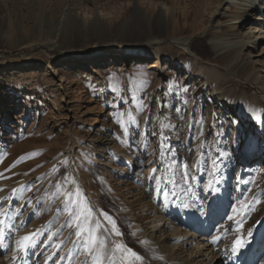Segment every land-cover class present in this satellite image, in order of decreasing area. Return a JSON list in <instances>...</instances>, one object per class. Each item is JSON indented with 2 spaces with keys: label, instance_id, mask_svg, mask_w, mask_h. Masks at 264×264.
<instances>
[{
  "label": "rangeland",
  "instance_id": "1",
  "mask_svg": "<svg viewBox=\"0 0 264 264\" xmlns=\"http://www.w3.org/2000/svg\"><path fill=\"white\" fill-rule=\"evenodd\" d=\"M139 1L149 12L159 6L173 12L170 39L194 34L191 45L183 49L165 39L160 49L147 47L130 37L129 26L119 36L130 0H0V213L20 210L14 227L7 219L0 226V264H92L85 253L88 235L76 236L85 224L109 252L120 244L141 257L130 258L131 264H147L149 250L135 233L152 226L144 211L172 209L192 223L183 205L193 202L202 210L212 202L210 217L235 223L232 238L239 236L250 250L256 242L264 224L262 1L241 12L232 2L219 9L218 0ZM67 11L76 18L70 25ZM242 14L247 21L230 31L233 43L223 52L248 42L242 54L258 84L246 73L215 68L226 59L208 64L214 56L202 49L205 34L225 16ZM93 17L104 21L100 37L82 24ZM158 28L155 35L164 30ZM226 30L220 34L227 39ZM104 56L145 61L93 67ZM69 62L76 67L66 69ZM19 68L35 74L4 81L6 72ZM216 89L231 90L223 104L214 103ZM238 155L248 158L240 167ZM222 197L228 201L218 202ZM216 219L214 226L207 223L208 239L216 240ZM113 223L122 235H115ZM34 232L32 246L13 256L12 237ZM115 255L121 264L122 253ZM258 260L264 264V249Z\"/></svg>",
  "mask_w": 264,
  "mask_h": 264
},
{
  "label": "bare ground",
  "instance_id": "2",
  "mask_svg": "<svg viewBox=\"0 0 264 264\" xmlns=\"http://www.w3.org/2000/svg\"><path fill=\"white\" fill-rule=\"evenodd\" d=\"M130 1H131L129 2L131 5L130 6L131 8L129 10L130 13H128L127 16L123 18L121 24L119 25V36L123 35V33L127 29L126 27L129 26L130 32L132 34L130 37L132 39H137L134 41H136L137 43L144 44L147 47L156 46L158 47V49H160L161 42H163L165 39L166 40L170 39V35L167 31V27L168 24L174 22L175 20L174 15L172 14L173 12L170 13L169 11H167V9L162 8L160 6L157 8V10L153 12H149L142 9L139 0H130ZM252 1L254 0H218L217 3L219 9H224L225 6H227L228 4L230 5L232 2L235 9H238V11L241 12V9H246V11L252 9L253 8L251 3ZM261 1L263 5L261 11L262 14L264 15V0ZM96 2L97 0H93L94 4ZM237 2L240 4H238ZM195 14L197 13L195 12ZM64 16H66L67 21L70 22L69 25L72 23L74 19H76L72 15L71 11H67L64 14ZM183 18L184 19L182 20H187L188 19L187 14L184 15ZM247 18L248 17L246 14L245 15L242 14V17H239L237 19H235V17H230L229 15L225 16L224 17L225 21L220 22V24H218L216 28L217 30L214 33L207 32V34H205L207 35L206 36L207 38L204 39L207 40L210 39V41L208 44L206 43L207 40L204 41L202 46V49L204 51L203 50L202 51L203 53H205V55H207V52L210 51L211 54H213L214 56L211 59L210 63L208 64H215L223 59H226L225 60L226 64L223 67H219L218 65L217 66L215 65L216 69H221V70L226 69L227 71H231L233 73H242V74L246 73L248 74V76H250V79H252L253 82H256L258 84L260 79L258 77L259 75H257L256 72L251 71V69H249L246 57L244 58V55L242 54L244 51L243 49L245 47H247L246 50L250 48L248 47L249 45H247L248 42L244 44L240 43V46L235 47L236 49L234 50H230V51L228 50V52H223L224 51L223 49L225 48L224 47L225 44L231 43L232 45L233 43L232 41H230L233 40L232 37L233 35L230 34V31H232L235 28V26L236 25L238 26L240 23H243L244 25V23L247 21L246 20ZM234 20L236 21V23L232 25L231 22ZM82 24L84 25V28L87 31H92L94 29L96 31H99V35H98L99 37L100 35H102L100 30L104 29L102 27L104 25L103 20L95 21L94 17L91 20L90 18H84L82 19ZM158 27H163L164 30L163 32L160 31L155 35L154 30L155 29L158 30L159 29ZM224 29H227L226 32H229L230 34L227 37V39L225 37L223 38V36H221L220 34L221 31H223ZM133 34H135V37L137 38H134ZM142 34L144 35L142 36ZM193 35L181 39L171 38L170 40L182 46L183 49H186L191 45V42L194 38ZM134 41L132 40L131 42ZM94 60L95 62L93 64V67L94 66L104 67L110 65L112 66L126 65L129 63L138 64L145 61L143 58L134 57V56H106V57L104 56V57H97ZM197 60L201 62L200 58H197ZM69 63L70 65L66 66L65 67L66 69L76 67V65H73L74 62H69ZM32 74H35V71L33 69L19 68L12 72H6L3 79L4 81L13 80ZM228 91L229 89L227 91L216 89L215 94L217 95L214 98L215 99L214 103L223 104L222 102L223 95H226ZM230 92L231 90L229 91V93ZM254 99L258 100L255 96ZM259 103L264 114V104H262V102L260 101ZM104 144H106V142H103L102 145ZM261 154L263 155L260 156L261 160L259 161V163H261L262 165L264 163V159H263L264 153ZM247 160L248 158L246 156L238 155L235 164H237V166L242 164L244 165V162ZM260 196H261V192H259L256 195L255 200L259 201L256 198ZM222 199L225 202L228 201L225 200L224 197H222L218 199V202L223 204L224 201H221ZM179 200H182L181 194L179 195ZM222 204L219 205L218 208L221 211V216L223 215L226 216L228 210H226V208ZM212 206H213L212 202L210 204L207 202V205L204 206V210H202L201 204L199 202H193L192 204L193 208L192 207L185 208L186 213L190 215V218L192 219V223L188 222V220H184V221L180 220V218L175 214V211H173L172 209L170 210L165 208V210L162 209L157 210V208L155 207H148V209L144 211L146 215L145 218L149 221L147 222L148 227L149 225L152 226L149 228H146L145 226H139L136 228V232H135L136 236L142 240L145 249L149 250L145 253L146 255L144 254V256H147L146 257L147 264H257L259 262L258 257H260V252H262L264 249L263 221L262 222L260 221L259 223V226L262 225V228L256 238L257 240L254 243L252 249L250 250L251 244L248 245L244 243L242 244V247H240L239 249H237L235 253H233L232 248L235 245L236 240L239 239V236L237 235L236 238L231 237L233 225L235 223L220 224L219 215L218 216L211 215L210 217V212L206 210L210 209ZM222 209H224V212ZM258 209H260V206L258 207ZM217 217L219 219V222L217 223L219 229L216 230L217 236H216V240L214 239L215 240L214 241L213 237L208 239L207 234L210 232V230L207 223L209 222L210 226L211 225L214 226V222L217 220L216 219ZM211 218L212 220H209ZM214 229L216 228L214 227ZM224 234L226 235V238L222 236ZM12 235L13 234H11V236ZM233 235L235 236V234ZM21 236L23 235L17 234L14 236V239L12 237V240H14L13 256H15L17 252L15 241ZM226 246L229 247V250L226 249ZM257 253L259 255L255 256ZM1 257H2V252L0 251V263H1Z\"/></svg>",
  "mask_w": 264,
  "mask_h": 264
},
{
  "label": "snow or ice",
  "instance_id": "3",
  "mask_svg": "<svg viewBox=\"0 0 264 264\" xmlns=\"http://www.w3.org/2000/svg\"><path fill=\"white\" fill-rule=\"evenodd\" d=\"M187 91V89H185ZM213 166H215L216 161H212ZM152 179H155L153 176ZM59 187V186H58ZM210 191H215L214 188H212L211 184L207 186ZM14 193H16V190H13ZM71 196V193L69 194ZM17 198L18 195H17ZM69 203H74V201H69ZM0 207H2V201H0ZM67 207V204H66ZM183 207L187 208L188 205L184 204ZM70 215H77L76 213L72 212V209L69 208ZM20 215V210L17 209L13 212L12 216H7L6 213H0V226L4 225L5 220H9L12 223V226H15V217ZM87 217H85V220ZM79 231L76 232L77 237H81L82 234L88 235V240L84 242L85 244V253L87 256L92 257V264H105V260L109 261V264H116V252H121V264H131L130 258H135L136 260H140L141 257L137 255L136 252H134L131 248H125L123 245L117 244L115 246V249L111 252L107 250L106 244L104 241H98L97 237L94 235L93 231L90 230L86 224L84 226H79ZM112 229L115 232V235L120 236L122 235L119 231H116V225L115 223L112 224ZM0 232H2V228H0ZM37 233H31L27 235H23L20 238H18L15 241L16 249L18 252H24L27 251L29 247L32 246V242L34 241L35 236ZM0 244H2V240H0ZM242 247L241 241L238 239L235 242V245L232 248V252L235 253L237 249ZM57 248H59V245H57ZM126 253V255H123Z\"/></svg>",
  "mask_w": 264,
  "mask_h": 264
}]
</instances>
